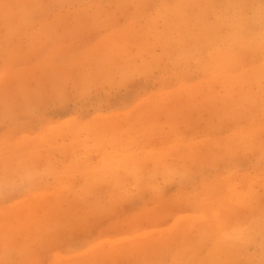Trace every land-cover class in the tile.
I'll return each mask as SVG.
<instances>
[{
    "label": "rangeland",
    "instance_id": "374dc122",
    "mask_svg": "<svg viewBox=\"0 0 264 264\" xmlns=\"http://www.w3.org/2000/svg\"><path fill=\"white\" fill-rule=\"evenodd\" d=\"M261 16L0 0V264H264Z\"/></svg>",
    "mask_w": 264,
    "mask_h": 264
},
{
    "label": "bare ground",
    "instance_id": "6f19581e",
    "mask_svg": "<svg viewBox=\"0 0 264 264\" xmlns=\"http://www.w3.org/2000/svg\"><path fill=\"white\" fill-rule=\"evenodd\" d=\"M258 16H260V15H258ZM261 17L264 18V16H261ZM262 21H264V20H262ZM260 25H262V23H261ZM238 231H240V230H239V229H238V230H235L234 233H235V234H236V233L238 234ZM231 236H232V235H231ZM217 241H218V240H217ZM218 245H219V244H217V246H218ZM220 245H222V244H220ZM220 245H219V246H220ZM217 246H216V247H217ZM222 246H223V245H222ZM216 247H215V249H214V251H213V254H212L214 257H212L213 259H211V260H215V259H216V262H217V261L219 260V259L217 260V257L219 256V255H218V254H219L218 252H219V250L222 249V248L220 247V248L218 249V248H216ZM223 248H224V247H223ZM219 257H220V256H219ZM219 257H218V258H219ZM227 259H228V258H227ZM219 261H220V260H219ZM212 262L214 263V261H212ZM219 264H220V263H219Z\"/></svg>",
    "mask_w": 264,
    "mask_h": 264
}]
</instances>
